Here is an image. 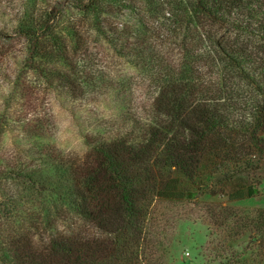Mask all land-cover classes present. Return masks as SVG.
<instances>
[{"label": "trees", "instance_id": "16d2710c", "mask_svg": "<svg viewBox=\"0 0 264 264\" xmlns=\"http://www.w3.org/2000/svg\"><path fill=\"white\" fill-rule=\"evenodd\" d=\"M1 18L0 264H168L152 215L173 176L237 177L264 154V0H0ZM57 102L87 111L81 170L58 146ZM212 215L218 259L249 238L264 262V210Z\"/></svg>", "mask_w": 264, "mask_h": 264}, {"label": "rangeland", "instance_id": "374dc122", "mask_svg": "<svg viewBox=\"0 0 264 264\" xmlns=\"http://www.w3.org/2000/svg\"><path fill=\"white\" fill-rule=\"evenodd\" d=\"M0 21V26H9V23L4 22L2 18ZM118 63L120 65L114 64L112 66L117 75H135L131 69H127L126 64L122 66V63ZM145 95V92L139 91L131 96V100L137 106L136 110H142L148 104V97H145ZM47 102L44 100L42 104L46 105ZM61 103H52L55 115L60 119L56 118L58 124L55 130V133L57 131L58 146L61 150L71 153V156L77 158L75 163L78 169L81 170L85 164H88L89 159L93 160L90 157L92 155L91 149L87 147V141L91 139L92 133L84 123L88 114L85 109L77 110L73 114L69 107L64 108ZM105 104L103 108L109 117L119 116L118 110L122 111L124 109V107L118 109L115 102ZM42 113V111L38 112V114ZM133 130L137 132L135 135L141 136L139 128L134 127L131 131ZM10 136L7 135L8 141L5 143L7 150L13 146V137L10 138ZM235 142L240 147L247 145V141L243 137H239ZM259 158H261L260 162L258 161ZM258 165H260V169L255 171ZM254 168V171L237 177H227L226 173H222V171L216 175L207 173L195 181H189L179 174L173 176L177 179V181H172L177 183V189L174 190L175 194H172L174 197L171 200L173 201H163L160 207L151 208V211L154 209L152 215L153 229L159 235L161 233L165 235L166 233V238L163 239V241L165 240V246L163 247L165 249H162V251L169 249V255L166 256L168 264H264L248 250L249 238H246L245 243L235 248L241 258H229L226 255L218 259V255L214 253L216 246L223 244L225 233L223 228L219 227L212 212L221 214L220 217L224 219V217L234 213L235 210L239 213H253L264 210V154L258 156L256 162H254ZM211 170L213 171V169ZM251 186L257 188L259 192L256 198L234 202L229 197L232 192L243 188L247 189ZM4 192V190H0V204L3 196H5ZM190 194H195L196 198L189 197ZM232 197L234 198L236 195ZM24 207L27 208L28 205L24 204ZM26 214L27 212L24 214L23 219L28 218ZM229 224L233 225L232 219H230ZM37 234H44L43 230Z\"/></svg>", "mask_w": 264, "mask_h": 264}, {"label": "built area", "instance_id": "2783aa9c", "mask_svg": "<svg viewBox=\"0 0 264 264\" xmlns=\"http://www.w3.org/2000/svg\"><path fill=\"white\" fill-rule=\"evenodd\" d=\"M189 255V254H188Z\"/></svg>", "mask_w": 264, "mask_h": 264}]
</instances>
